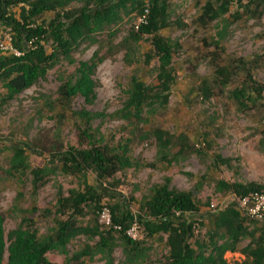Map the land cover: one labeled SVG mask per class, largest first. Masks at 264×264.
I'll use <instances>...</instances> for the list:
<instances>
[{
    "label": "rangeland",
    "instance_id": "obj_1",
    "mask_svg": "<svg viewBox=\"0 0 264 264\" xmlns=\"http://www.w3.org/2000/svg\"><path fill=\"white\" fill-rule=\"evenodd\" d=\"M207 1L170 0V25L160 30L159 34L179 45L171 62L175 82L165 108L148 117V122L142 126L126 122L117 114L125 100L131 77L145 84L154 83L156 61L153 58L146 59L150 49L147 37L130 44L128 49L121 45L122 39L139 22L135 13L124 16L114 28L113 36L107 37L108 31L104 30L95 36L97 44H81L73 52L75 61H87L95 51L103 57L94 73L97 86L92 106H84L80 98L74 99L68 107L58 101L55 94L59 84L58 75H65L72 70L65 62H58L44 79L6 104H0V215L5 234L20 225L27 226L30 220L37 236L45 235L54 226L58 197H66L69 190L81 188L77 175L65 174L60 170L58 156L68 147H88L87 142L79 138L80 123L72 115V112L82 108L112 116L102 122L96 120L91 123L90 133L96 129L95 138L101 137L102 145L113 148L128 141L131 159L151 164L148 168L125 169L116 173L113 181H107L116 182L114 186L102 184L109 198H102L100 207L107 211V206L115 203L114 196L131 215H135L138 203L147 195L149 187L161 184L165 177L170 178V187L182 192L193 190L195 183L201 180L202 186L195 199L198 212L184 214L183 217L201 221L205 226L208 216L214 213L211 205L219 209L234 201L230 194L215 191L217 181L264 184V92L259 98L252 94L250 97L256 98L257 102L251 104L245 101L247 108L241 111L231 93L243 86V75L232 76L222 83L223 78L216 74L218 67L229 61L231 63L240 59L250 62L254 59L256 65L252 80L255 84L264 85V58L260 56L264 50V8L253 12V7H249L246 12L248 0H227L226 14L203 26L198 18ZM209 1L215 6V1ZM78 7L77 4H71L69 8L76 10ZM259 11H262L261 16H257ZM51 17V13L44 14L37 23ZM224 26L226 28L219 41L217 33ZM215 42H219L217 47ZM8 45V30L0 26V46ZM203 81L210 88L209 100H205L199 92ZM3 94L4 90L0 87V97ZM154 129L174 138L172 153L178 150L176 139L184 141L186 152L183 160L170 165L155 160L153 138L141 139L143 132ZM15 149L20 150L26 158L28 167L23 173L9 169ZM216 155L228 159V166L214 164ZM33 169L49 171L43 185L34 191L30 176V170ZM86 180L89 185H96L91 172L86 173ZM97 188L102 189L100 186ZM84 212L77 223L82 227H92L93 216L86 209ZM96 217L97 224L107 229L98 222V212ZM248 231H253L254 237L258 238L261 230L258 224H248ZM204 232V228L195 227L194 237L199 239ZM126 235L131 240L139 241L142 238L135 225L127 230ZM161 237V241L156 238L145 241L149 258L157 264L167 251L166 237ZM113 238H116V234ZM96 241L97 238L90 239L82 235L75 237L66 246L68 257L81 252L86 246L93 247ZM249 241V238L243 239L236 252L223 255L224 260L230 264L244 261L239 251ZM46 259L55 264H61L64 260L63 256L55 252L47 253ZM80 261L82 264H104L100 255L91 261L81 258L71 264H79ZM112 263L125 264L119 246L112 251Z\"/></svg>",
    "mask_w": 264,
    "mask_h": 264
},
{
    "label": "trees",
    "instance_id": "obj_2",
    "mask_svg": "<svg viewBox=\"0 0 264 264\" xmlns=\"http://www.w3.org/2000/svg\"><path fill=\"white\" fill-rule=\"evenodd\" d=\"M213 1L215 6L208 0L201 8L198 20L203 26L227 12V0ZM169 2L170 0H0V26L6 28L9 35V50H0V87L4 90L0 104H6L44 79L58 62H65L72 70L65 75H58L59 84L55 91L58 101L68 107L74 99L80 98L84 106H92L97 86L94 73L103 57L95 51L87 61H75L73 52L81 44H97L95 36L104 30L108 31L107 37L113 36L114 28L122 22L124 16L135 13L136 19L141 20L122 39L121 45L128 49L130 44H136L142 37H147L150 49L146 59L153 58L156 61L154 83L145 84L131 77L125 100L117 114L135 126L146 124L148 117L165 108L175 82L171 62L179 45L159 34L160 30L170 25ZM71 4L79 7L71 10ZM249 7H253V12L258 8L262 10L264 0H248L246 12ZM11 10L17 12L10 13ZM48 13L52 14L51 18L37 23L38 19ZM261 14L262 11L257 12V16ZM225 28L226 26L217 33L219 41ZM218 44L219 42H215V47ZM260 56L264 58V50ZM255 65L254 59L250 62L237 59L236 62L229 61L216 70V74L223 78L222 83L232 76L243 75V86L231 93L241 111L247 108L245 101L251 104L257 102L256 98L250 97L252 94L259 98L264 92V85L255 84L252 80ZM209 90L208 84L203 81L199 92L205 100H209ZM72 115L80 123L79 138L84 139L88 147H68L59 154L58 163L63 173L78 176L81 188L69 190L66 197H58L54 226L41 237L37 236L30 220L27 226L20 225L5 234L0 215V264H55L46 259V254L51 252L63 256L61 264H71L81 258L91 261L97 255L101 256L104 264H113L112 251L118 246L125 264H157L149 258L145 241L153 238L161 241L162 235L166 237L167 251L158 264H230L224 260L223 255L226 252H236L239 243L248 238L250 241L239 251L244 256V261L236 264H264V219L262 222L248 219L234 202L209 215L205 226L201 221L183 217L184 214L198 212L195 199L202 186L201 180L195 183L193 190L182 192L170 187V178L165 177L161 184L149 187L147 195L138 203L135 215H131L113 196L115 203L107 206L110 226L102 229L97 224L96 213L101 209L102 198H109L102 184L113 181L116 173L125 169L138 170L148 168L151 164L132 160L127 148L128 141L110 148L102 145L101 137L95 138L96 129L90 133L93 121L102 122L111 118V115L92 113L84 108L72 112ZM262 131L264 133V124ZM141 136L142 140L153 138L157 162L170 165L178 164L184 159L186 145L183 140L176 139L178 150L172 153L174 138L167 133L154 129L143 132ZM213 161L214 164L223 166L229 164L228 159H222L218 155ZM27 167L26 158L20 150L15 149L9 161V169L15 173H23ZM87 172L94 175L96 185L87 183ZM48 174L49 171L44 169L30 170L33 191L43 185ZM107 184L114 186L116 182ZM215 191L241 198L253 193L264 194V184L225 183L220 180L215 183ZM85 209L93 216L92 227H82L77 223V219L84 216ZM247 223L259 225L261 231L258 238L254 237L253 231H248ZM132 225L137 226L141 240H131L125 234ZM113 226L118 229H112ZM195 227L205 229L199 239L194 237ZM79 235L97 238V241L93 247L86 246L81 252L68 257L66 246Z\"/></svg>",
    "mask_w": 264,
    "mask_h": 264
},
{
    "label": "built area",
    "instance_id": "obj_3",
    "mask_svg": "<svg viewBox=\"0 0 264 264\" xmlns=\"http://www.w3.org/2000/svg\"><path fill=\"white\" fill-rule=\"evenodd\" d=\"M139 19L138 21H140ZM1 51L9 50L8 47L0 46ZM234 198V197H233ZM236 207L243 212L245 217L252 221L262 222L264 219V194L262 193H253L249 196L241 197V198H234L233 201ZM227 205L222 206L219 209H215L212 205L210 206L213 209V212H218L225 208ZM98 222L100 225L104 227L110 226V216L109 211L104 208H101L98 212ZM112 229H118L117 227L113 226ZM127 232V231H126ZM125 232V234H126Z\"/></svg>",
    "mask_w": 264,
    "mask_h": 264
}]
</instances>
